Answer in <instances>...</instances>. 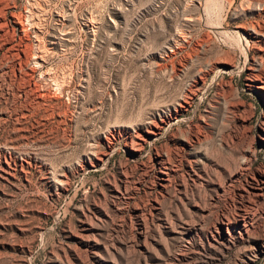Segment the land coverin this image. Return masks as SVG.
Returning <instances> with one entry per match:
<instances>
[{
    "label": "rangeland",
    "instance_id": "1",
    "mask_svg": "<svg viewBox=\"0 0 264 264\" xmlns=\"http://www.w3.org/2000/svg\"><path fill=\"white\" fill-rule=\"evenodd\" d=\"M250 68L264 0H0V264H264Z\"/></svg>",
    "mask_w": 264,
    "mask_h": 264
},
{
    "label": "bare ground",
    "instance_id": "2",
    "mask_svg": "<svg viewBox=\"0 0 264 264\" xmlns=\"http://www.w3.org/2000/svg\"><path fill=\"white\" fill-rule=\"evenodd\" d=\"M257 36V35H256ZM255 36V37H256ZM259 69H249L250 71V76H251V79L253 83H255V88L261 92V93H264V83H263V75H260L259 73H256L258 72ZM262 72H263V69H262ZM241 218H242V225L245 226L246 223L248 222V218H247V215L244 214V212L241 214Z\"/></svg>",
    "mask_w": 264,
    "mask_h": 264
}]
</instances>
